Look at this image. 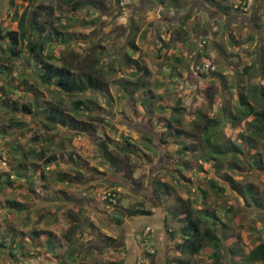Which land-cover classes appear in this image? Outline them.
<instances>
[{
    "label": "rangeland",
    "instance_id": "1",
    "mask_svg": "<svg viewBox=\"0 0 264 264\" xmlns=\"http://www.w3.org/2000/svg\"><path fill=\"white\" fill-rule=\"evenodd\" d=\"M242 1L9 0L8 11L0 20V34L18 28L13 13L19 14L26 8L29 20L35 6H49L51 13L46 14L44 10L38 16L45 24L42 35L49 38L45 53L61 56L73 72H96L93 74L104 83V89L87 88L71 95L63 94L51 84L39 81L23 44L24 52L20 57L4 59L10 56L6 51L8 41L0 39V65L6 68L0 73V152L3 153L0 178L10 174L15 178L10 187L0 188V204L8 207L7 202H18L24 206L22 211L0 212V240L4 243L0 246V264H47L42 243L36 245L30 235L33 231H49L53 226L51 228L59 234L51 233L57 239L58 236L64 238L62 233H69L75 217L79 218L80 230H91L87 236L90 239L85 242H96L94 245L99 246L104 240L118 242L120 234L128 229L130 217L123 218L119 225L110 222V217L115 221L114 207L108 209L96 195L101 189L111 188L119 189V203L123 206L142 202L145 209L153 212L154 204L163 201V219L168 233L173 235L170 236L173 242L184 239L181 232L184 221L179 220L182 215L173 216L169 208L175 194L187 196L188 191L198 197L193 199V214L202 216L201 211L213 206L217 216L216 233L233 236L224 241L235 242L231 246L232 257L225 245L221 247L222 264H264L248 263L241 256L242 252L264 241V204L257 207L240 193L251 187V196L264 201V169L257 168L260 160L264 165V138L254 137L255 147L249 149L244 144L251 141L243 143L240 136L243 125H236L231 118L237 114L240 93L257 89L261 82L264 88L261 81L264 76V0H250L245 5ZM73 4L77 5L76 9L71 7ZM166 14H176L172 20L181 23L182 28L175 31L157 21ZM127 57L138 62L141 69L146 68V73L137 71L135 63H126ZM202 62H209L214 69L209 72L199 69L194 74L190 66L201 68ZM109 66L116 70L110 72ZM126 78L135 82L136 93L123 94L118 89L117 82ZM256 93L247 96L250 99L261 96V90L257 89ZM77 99L83 104L80 110H72V103ZM5 102L6 106L2 107ZM24 106H28L29 111ZM50 107L72 116L82 124L79 125L82 129L47 119ZM201 117L211 120V130L219 133L217 140L211 136V142L205 141L202 127L205 120ZM44 123L49 124V128ZM178 131L187 137L185 144L201 148V153L194 155L186 150L184 155L177 150ZM105 132L123 143L126 134L132 133L128 140L133 147L123 157L127 165L118 161L124 170L127 166L134 168L127 188L107 181L113 178L109 175L113 172L101 160L98 144L108 138ZM140 134L149 135L153 140L144 141ZM226 139L243 150L239 149L237 154L224 152L214 159L210 143L223 144ZM14 144L15 151L9 148ZM31 145L36 153L44 149V158L54 155L56 161L45 165L42 160L33 159V153L27 152ZM112 150L118 154L116 147ZM24 153L26 158L20 163ZM190 158H195L196 164L189 169L181 168L183 175L170 174L175 166L180 169L182 160ZM230 160L234 167L225 166ZM253 160L258 161L257 164ZM217 164L222 166L219 171L215 169ZM75 170H81L84 176L75 178ZM60 176L62 181L58 179ZM180 178L185 185L179 182ZM211 178L223 187L219 195L209 189L208 179ZM165 179L171 194L169 199L159 198L154 189L156 181ZM201 184L207 188L204 197H200ZM81 190L94 198L95 211L72 210L71 204L64 203H78ZM97 212L105 217L100 215L101 220ZM202 218L207 225L214 220ZM90 222L94 230L88 227ZM115 227L117 230L113 229ZM95 228H100L101 232L96 233ZM12 240H18L17 244L9 242ZM10 244L13 250H9ZM18 244L23 246L22 250L17 248ZM205 249L190 253L193 264H214L212 258L207 263ZM98 252L87 264L103 262Z\"/></svg>",
    "mask_w": 264,
    "mask_h": 264
},
{
    "label": "trees",
    "instance_id": "2",
    "mask_svg": "<svg viewBox=\"0 0 264 264\" xmlns=\"http://www.w3.org/2000/svg\"><path fill=\"white\" fill-rule=\"evenodd\" d=\"M66 2H70L71 0H65ZM164 3V2H163ZM73 9L77 8L76 4H73L71 6ZM46 12H45V11ZM33 12L29 17V11L28 9L24 8L18 12L13 13L14 17L17 18V29H9V30H4L0 34V39H5L8 41V47L6 48V51L9 52L10 56L9 57H4V59H11L13 57H20L24 50L21 48V45L23 44L25 51L27 52V56L31 58V61H33L32 66L35 67L37 76L39 78V81L42 83H49L52 86H54L56 89H58L60 92L66 95H71L74 93L82 92L83 90L89 88L93 91H103L104 89V83L93 73H96L94 71L90 72V70H85L83 72H73L69 66L65 65V62L63 61V58L58 55L54 54H46V45L49 42V38L43 36L45 32V24L41 23L38 20V16L40 11L47 13H51L52 9L49 6H45L43 4H39L38 6H35L32 10ZM28 22H30V25L28 26ZM43 34V35H42ZM55 34H59L58 31H55ZM129 41V40H128ZM19 45V46H18ZM3 50V48H1ZM27 57V58H28ZM126 63L131 64H136L137 71H142V73H146V68L141 69V66L136 62L135 60H130V58L127 57ZM4 66L0 65V73L4 72ZM108 70L110 72H113L116 70V67L114 66H109ZM101 71V70H99ZM261 81L264 82V76L261 77ZM118 85L120 88H118L123 94H133L135 92L133 86H135V82L129 81L127 78L125 80H119ZM129 86H132L131 89ZM256 88L254 90H251L245 94L240 93V98L238 99V106H237V114L233 115L231 118L235 120L236 125H239L240 123L243 125L244 130L240 132V136L244 139V142L251 141L250 144H244L248 145L249 149L255 147V144L252 142V139L256 136L261 137V139L264 138V88L261 85H258L259 90H261V96L254 97L251 96V99L247 96L248 94L256 95ZM136 93V92H135ZM73 106L72 110H80L82 106V101L81 99H77L73 101ZM6 106V102L2 104V107ZM25 107V106H24ZM27 111H29L28 106L25 107ZM49 113L47 115V119H50L52 121H55V123H60L63 125H70L73 128H80L79 125H82L79 121L75 120L72 116H69L65 114L61 109L55 108V107H50ZM202 119L205 120L203 123L202 127L203 130L206 134L205 141L211 142V136L215 138L214 140H217L219 133L212 131L211 127L209 126L211 120L209 118L201 117ZM176 122H179L180 120L176 119ZM46 128H49V124H43ZM147 128V127H146ZM148 130V128H147ZM246 131V132H244ZM107 134V139L103 140L102 142H98V144L101 146V151H100V157L101 160L105 163H107L111 171L113 172L112 175L114 178H109L107 180L109 184H114V182H117V185H121L122 187H126V185H130V182L132 181L133 178V172L134 168L131 166H127L128 169L124 170L123 166L120 165L118 162L119 160L124 163L126 166V161L123 159L124 155L127 154L128 151L132 149V144L129 142V138L132 137V133H127L126 136L124 137V143L121 141H115L111 138L108 132H105ZM178 135L176 136V141L177 144L179 145L177 148L180 149V152H182L184 155L189 151H192L194 155H197L195 153H201V148L195 147L194 145L190 146L188 144H185L184 139L185 134L183 132H177ZM152 135V134H150ZM140 137L144 139V141H150L152 137L145 136L144 134H140ZM111 139V140H110ZM153 140V139H152ZM112 142V144H111ZM162 143V142H161ZM264 143V142H263ZM164 144V143H162ZM212 145V150L211 154L212 157L215 159L217 155H221L225 153H233L237 154L239 149L243 148H237L240 147L239 145L235 144L234 141L226 139V141L223 144H218L216 142L215 144L210 143ZM31 148L27 151L28 153H33L34 157L33 159L37 160H42L45 165H48V163L56 161V158L54 155L52 156H47L44 158V149L39 151V153H36L34 151L33 145L30 146ZM33 147V148H32ZM113 147H116L118 149V154L112 150ZM221 147H224L222 149ZM9 148L13 149L14 151L17 150V146L10 145ZM123 154V155H122ZM3 153L0 152V160L2 158ZM25 153L21 156L20 158V163H24L25 159ZM202 158H207L202 157ZM260 158H257V160ZM183 162L180 163V169L176 168L175 166L172 170L169 168L170 174L172 173H180L182 174V169H189L192 166L196 164L195 158H190L189 161L187 160H182ZM205 162H208L209 159H205ZM256 164L258 161L253 160ZM252 161V162H253ZM25 163H30L25 161ZM32 165V164H31ZM34 167V165H32ZM227 167H234V162L230 160L227 165ZM221 165L217 164L215 166L216 171H219L221 169ZM259 170L264 169V165L259 161V164L257 166ZM75 178H82L83 172L81 170H75L74 173ZM183 175V174H182ZM10 176V179H9ZM5 175L3 178H0V188L4 187L7 185V187H10L11 183L15 181V178L10 175ZM181 176V175H180ZM116 177H118L116 179ZM187 177V176H186ZM178 178V176H176ZM175 178V179H176ZM183 178V176L181 177ZM179 180L180 183L185 185V183L182 182V180ZM209 178V177H208ZM60 181H62V177H58ZM116 179V181H115ZM185 181H188L187 178H183ZM87 181V180H86ZM153 183V182H152ZM208 185L209 189L215 191L214 193L218 194L222 192L223 187L217 182L215 179H208ZM136 187V186H135ZM200 187L203 188L201 190V196L204 197L207 193V188H204L203 184L200 185ZM127 188V187H126ZM169 185L168 182L165 180H160L156 181L154 183V189L155 193L159 198L164 197V199H169L171 197V194L168 192ZM173 189V187L171 186ZM173 192V191H171ZM243 194L251 203L254 205H257V207H261L264 204V201H257L254 196H251L253 193L251 187H246L244 191L240 192ZM219 195V194H218ZM195 195L190 193V196L187 198H182L181 196L175 194V199L174 203H172V206L169 208V212L175 217L180 216L179 220L183 222V225L181 226V232L183 235V240L180 243L181 246L184 248L189 249L190 253H198L202 248L204 247H209L212 249L211 251V257L213 259L214 264H217L221 258V247L223 246L222 242L227 240V237H233L232 234H224L223 236L220 234L216 233V225H217V216H216V210H214L213 206H209L208 210L201 211L202 216L195 215L193 214V199H197ZM119 191H118V198H117V203L113 206V214L115 221L113 217L109 219L110 222L119 225L123 221V218L125 217H131V216H148L151 214V211L148 209H145V207L142 205V202H136L132 205L129 206H123L121 203H119ZM9 205L3 206L0 204V212L5 213L6 210H9L11 212H17L22 211L23 205L22 203L19 204L18 202H7ZM80 211V209L78 210ZM211 217L214 218L212 220L211 224L207 225L204 223V220L202 217ZM74 218V216H73ZM80 225V221L78 217H75V223L70 226L69 228V234H73L75 231H77V228ZM88 227H91L92 229L94 226L92 223H87ZM145 228V226H144ZM144 228L139 232L140 236L142 235L141 233L143 232ZM88 231L86 230H80L79 237L84 236V234H87ZM150 233V231H149ZM148 233V234H149ZM172 234V233H171ZM169 234L171 237L173 235ZM31 239L33 242H36V245H41V238H43V242H45L48 246L50 242H55L58 239L55 237L51 231L43 230V231H33V234L30 235ZM69 238V237H67ZM106 242V240H104ZM13 243L14 245L17 244L18 240H12L9 241ZM149 242V241H148ZM238 243V242H237ZM3 242L0 240V246H3ZM10 249L13 250L12 244H10ZM18 249L22 250L23 246L21 244H18L17 246ZM229 252L232 253L233 249L230 247ZM48 252V251H47ZM52 252V251H51ZM50 252V253H51ZM47 255V254H46ZM51 258H54L55 256L53 255H48ZM242 258L247 261L248 263H256V262H262L264 263V241L258 242L256 245H254L248 252H242L241 253Z\"/></svg>",
    "mask_w": 264,
    "mask_h": 264
},
{
    "label": "crops",
    "instance_id": "3",
    "mask_svg": "<svg viewBox=\"0 0 264 264\" xmlns=\"http://www.w3.org/2000/svg\"><path fill=\"white\" fill-rule=\"evenodd\" d=\"M8 2L9 0H0V20L6 15L8 11ZM175 15L176 14H166L163 16L161 21L159 19L157 21H159L162 25L165 24L168 27L170 26L171 28H173V30L177 31L181 29L183 25L181 23L173 22L172 19ZM109 175L112 174L110 173ZM110 178L112 179V177ZM185 193H187V196L184 195L185 198L190 196V192L186 191ZM81 194V196H78L80 198L77 197L78 203L74 201H67L64 203L71 204L70 207L72 210L80 209L83 211V209H86L85 211H83L84 213H87L89 210L95 211L96 207L94 206V204H92L94 198L92 196H88L86 190H81ZM179 195L181 197H184L181 193H179ZM158 202L159 203L154 204V207L152 208L153 212H151L150 215L131 216L129 218L131 222L127 225L128 229L124 231V234H120L118 242H103V245L101 246L94 245L96 242H85V240L87 241L88 239H90L87 238L89 233L87 232V234H84L83 237H79V228H77V231H75L73 234H69L67 231L63 232L62 235L64 236V238L58 236V240L55 242H50L49 246L45 242H42V253L45 254L44 256L48 257V259L45 260L46 262H44L47 264H63L64 261L65 264H87L90 261L91 257L96 255V252L99 251V257H103V262L97 264H134L137 253L140 249L139 232H141L144 226L149 225L151 227V231L149 233V246L153 249V253L148 257L149 264H193V262L189 258L190 251H188L187 248L181 246V242H173L170 235H168L169 233L163 219L165 212L163 207L164 202ZM100 206H102V204H100ZM97 214L99 218L100 215H103V218L105 217V214H99L98 212ZM57 220L58 219H56L55 221ZM51 227L50 229H47H49V231L51 232H54L55 234H59V231L53 230ZM89 229L90 228H87V231H89ZM113 229L117 230L116 227ZM95 232L100 233V228H95ZM98 241L100 242V240ZM234 243L235 242H222V248H224V245L226 246L227 252L229 253L230 257L232 256L228 249ZM204 248H207L204 252L206 261L207 263H210L209 261L212 260V257L209 258V256L211 255L212 249L209 247ZM199 252H202V249ZM59 253L60 255L57 256V254ZM48 255H53L55 257L50 259V256ZM55 258L58 259V261H56ZM222 259L223 258H220V260ZM220 260L219 263L221 262L222 264L223 260Z\"/></svg>",
    "mask_w": 264,
    "mask_h": 264
},
{
    "label": "built area",
    "instance_id": "4",
    "mask_svg": "<svg viewBox=\"0 0 264 264\" xmlns=\"http://www.w3.org/2000/svg\"><path fill=\"white\" fill-rule=\"evenodd\" d=\"M240 2V1H239ZM250 0H243L242 5L249 3ZM191 71L196 74L197 70H203L205 72H209L214 69V66L209 62H202L201 68L199 66H190ZM119 189L111 188V189H101L97 192L98 199L101 200L108 209L113 208V206L117 203ZM149 231H151V227L146 225L142 235L140 236V249L137 253L134 264H149L148 257L153 253V249L149 246Z\"/></svg>",
    "mask_w": 264,
    "mask_h": 264
}]
</instances>
